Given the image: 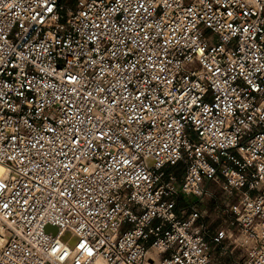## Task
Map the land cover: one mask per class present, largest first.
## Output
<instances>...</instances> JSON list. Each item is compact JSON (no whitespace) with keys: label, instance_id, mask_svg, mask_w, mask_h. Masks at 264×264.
<instances>
[{"label":"built area","instance_id":"1","mask_svg":"<svg viewBox=\"0 0 264 264\" xmlns=\"http://www.w3.org/2000/svg\"><path fill=\"white\" fill-rule=\"evenodd\" d=\"M218 177L264 264V0H0V264H214Z\"/></svg>","mask_w":264,"mask_h":264},{"label":"rangeland","instance_id":"2","mask_svg":"<svg viewBox=\"0 0 264 264\" xmlns=\"http://www.w3.org/2000/svg\"><path fill=\"white\" fill-rule=\"evenodd\" d=\"M169 169L176 173L177 178H180L184 169V164L181 161ZM221 186L222 180L219 177L215 180H206L201 185L200 195L198 197L189 196V198H191V201L198 200V206L204 212L203 221L210 230V253V245L215 247V257L212 259V262L214 264H222L226 261V263L230 262L231 264L233 261V256L230 254L235 252L236 257L239 255L243 257L244 250L239 245H237L236 249L230 252L232 244H229V240L231 239L224 237V233L222 234V232L225 231V223L223 222V219H225V210L235 199H233V197H228V195H226L221 189ZM232 231L235 235L237 234L236 230ZM237 242H239V240Z\"/></svg>","mask_w":264,"mask_h":264},{"label":"crops","instance_id":"3","mask_svg":"<svg viewBox=\"0 0 264 264\" xmlns=\"http://www.w3.org/2000/svg\"><path fill=\"white\" fill-rule=\"evenodd\" d=\"M178 180L180 181L181 178H179ZM194 201L195 200H192L191 201V198H189V196L181 195L180 196V199H179V202H178V206L189 205V204L193 203ZM223 220H224L223 222L225 223V226H224L225 231H223L222 234L224 233L228 237L230 235V233L233 232L232 230H235V227L233 226V224L231 223V221H229L228 218L225 217V219H223ZM228 239H230V238H228ZM230 242H231V240H229V244H230ZM210 248H211V253H210L211 259H214V257H215V254H214L215 247L212 246V245H210ZM222 264H230V262L229 263H226V261H225V263H222Z\"/></svg>","mask_w":264,"mask_h":264},{"label":"clouds","instance_id":"4","mask_svg":"<svg viewBox=\"0 0 264 264\" xmlns=\"http://www.w3.org/2000/svg\"><path fill=\"white\" fill-rule=\"evenodd\" d=\"M96 264H108L106 256L102 254L97 255Z\"/></svg>","mask_w":264,"mask_h":264},{"label":"snow or ice","instance_id":"5","mask_svg":"<svg viewBox=\"0 0 264 264\" xmlns=\"http://www.w3.org/2000/svg\"><path fill=\"white\" fill-rule=\"evenodd\" d=\"M262 227H264V222H262ZM92 254V251H91V249H89V255H91Z\"/></svg>","mask_w":264,"mask_h":264}]
</instances>
